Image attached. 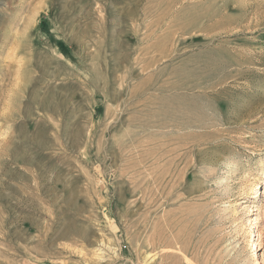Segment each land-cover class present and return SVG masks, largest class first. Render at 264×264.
<instances>
[{"label":"rangeland","instance_id":"374dc122","mask_svg":"<svg viewBox=\"0 0 264 264\" xmlns=\"http://www.w3.org/2000/svg\"><path fill=\"white\" fill-rule=\"evenodd\" d=\"M0 264H264V0H0Z\"/></svg>","mask_w":264,"mask_h":264},{"label":"bare ground","instance_id":"6f19581e","mask_svg":"<svg viewBox=\"0 0 264 264\" xmlns=\"http://www.w3.org/2000/svg\"><path fill=\"white\" fill-rule=\"evenodd\" d=\"M36 97L38 98V95H37V94H36ZM30 98H31V97H30ZM44 104H45V103H44ZM45 107H46V104H45ZM186 110H187V109H186ZM178 111H179V110H178ZM185 113H186V115H187V111H185ZM189 113H190V112H189ZM189 113H188V114H189ZM175 115H176V114H175ZM177 115H178V114H177ZM157 180L160 182L161 180H163V178H162V179H158V178H157ZM157 180L155 179V182H157ZM256 248H258L257 245H256Z\"/></svg>","mask_w":264,"mask_h":264}]
</instances>
